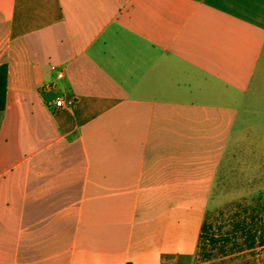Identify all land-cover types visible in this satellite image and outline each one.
<instances>
[{
	"label": "crops",
	"instance_id": "1",
	"mask_svg": "<svg viewBox=\"0 0 264 264\" xmlns=\"http://www.w3.org/2000/svg\"><path fill=\"white\" fill-rule=\"evenodd\" d=\"M3 63L0 264L193 257L264 130V0H0Z\"/></svg>",
	"mask_w": 264,
	"mask_h": 264
},
{
	"label": "rangeland",
	"instance_id": "2",
	"mask_svg": "<svg viewBox=\"0 0 264 264\" xmlns=\"http://www.w3.org/2000/svg\"><path fill=\"white\" fill-rule=\"evenodd\" d=\"M264 130L256 132V148L238 156L225 194L206 214L208 241L178 264H264ZM247 147V145L245 144ZM247 168V171H245ZM250 183L256 188H249Z\"/></svg>",
	"mask_w": 264,
	"mask_h": 264
},
{
	"label": "trees",
	"instance_id": "3",
	"mask_svg": "<svg viewBox=\"0 0 264 264\" xmlns=\"http://www.w3.org/2000/svg\"><path fill=\"white\" fill-rule=\"evenodd\" d=\"M7 91H8V66L6 63H3L0 65V113L4 111V109L6 108ZM208 232H209V227L207 225V222L205 221L200 235V241L198 246L199 249H202L206 241H208L207 240Z\"/></svg>",
	"mask_w": 264,
	"mask_h": 264
},
{
	"label": "built area",
	"instance_id": "4",
	"mask_svg": "<svg viewBox=\"0 0 264 264\" xmlns=\"http://www.w3.org/2000/svg\"><path fill=\"white\" fill-rule=\"evenodd\" d=\"M52 69L57 72V76L59 78L63 77V71L57 70V68L55 66H52ZM48 89H53V86H50ZM72 103H73L72 101L66 102L64 97L62 95H60L56 100V107L61 108L65 105H70Z\"/></svg>",
	"mask_w": 264,
	"mask_h": 264
}]
</instances>
